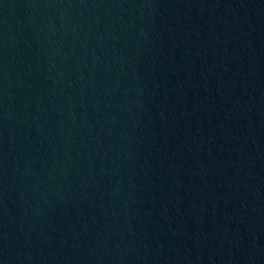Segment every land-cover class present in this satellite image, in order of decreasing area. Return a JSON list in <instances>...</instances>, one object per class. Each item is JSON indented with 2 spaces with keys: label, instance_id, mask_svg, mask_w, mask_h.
<instances>
[{
  "label": "water",
  "instance_id": "1",
  "mask_svg": "<svg viewBox=\"0 0 264 264\" xmlns=\"http://www.w3.org/2000/svg\"><path fill=\"white\" fill-rule=\"evenodd\" d=\"M0 264H264V0H0Z\"/></svg>",
  "mask_w": 264,
  "mask_h": 264
}]
</instances>
